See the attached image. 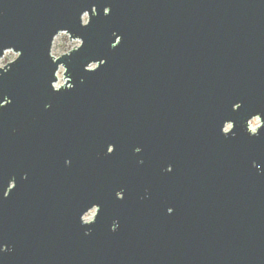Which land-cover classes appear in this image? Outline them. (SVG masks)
Returning <instances> with one entry per match:
<instances>
[{"label": "water", "instance_id": "1", "mask_svg": "<svg viewBox=\"0 0 264 264\" xmlns=\"http://www.w3.org/2000/svg\"><path fill=\"white\" fill-rule=\"evenodd\" d=\"M8 51L0 264H264V0H0Z\"/></svg>", "mask_w": 264, "mask_h": 264}, {"label": "rangeland", "instance_id": "2", "mask_svg": "<svg viewBox=\"0 0 264 264\" xmlns=\"http://www.w3.org/2000/svg\"><path fill=\"white\" fill-rule=\"evenodd\" d=\"M85 19H87V17L85 16ZM81 44V41L78 39H71L70 35L63 32L60 33L54 41V45H53V49H52V54L55 57H60L61 55L68 53L70 51H72L73 49L79 47ZM17 53L13 52V51H8L5 56L0 60V67H4L6 66L8 63L12 62L13 60H15L17 58ZM95 65H92L91 68H94ZM67 79L64 77V68L61 67L59 72H58V81L56 83L57 87H61L64 86L66 84ZM259 126H261V120L259 118H255L251 121L250 124V129L252 131H255L259 128ZM231 125H227V129H230ZM96 215V209H93L91 212H89L84 220L85 221H91L94 219Z\"/></svg>", "mask_w": 264, "mask_h": 264}, {"label": "flooded vegetation", "instance_id": "3", "mask_svg": "<svg viewBox=\"0 0 264 264\" xmlns=\"http://www.w3.org/2000/svg\"><path fill=\"white\" fill-rule=\"evenodd\" d=\"M112 148V147H111ZM113 149V148H112ZM143 162V160H141L140 161V164ZM173 171V166L172 165H169L167 168H166V172L167 173H169V172H172ZM119 197H122V193L121 192H119ZM93 209H96V215H97V213H98V207L97 206H95ZM92 209V210H93ZM92 210H89V212H91ZM170 211H172V209H170ZM88 212V213H89ZM95 215V216H96Z\"/></svg>", "mask_w": 264, "mask_h": 264}, {"label": "snow or ice", "instance_id": "4", "mask_svg": "<svg viewBox=\"0 0 264 264\" xmlns=\"http://www.w3.org/2000/svg\"><path fill=\"white\" fill-rule=\"evenodd\" d=\"M110 12H111V11H110ZM110 12H109V13H110ZM109 13H108V14H109ZM120 44H121V43H120ZM120 44H119V45H120ZM111 47H112L113 49H115V48L117 47V45H116V44H112ZM106 63H107V61L105 62V64H106ZM57 93H59V91H57ZM240 106H241L240 104H237V107H240ZM136 151H137V152H140V149H139V148H136ZM107 153H108V154H109V153L112 154V153H114V150H113L111 147H108V148H107ZM14 188H15V186H14Z\"/></svg>", "mask_w": 264, "mask_h": 264}, {"label": "built area", "instance_id": "5", "mask_svg": "<svg viewBox=\"0 0 264 264\" xmlns=\"http://www.w3.org/2000/svg\"><path fill=\"white\" fill-rule=\"evenodd\" d=\"M64 70H65V69H64ZM58 72H59V71H58ZM57 75H58V73H57ZM55 87H56V88H60V87H57V86H56V83H55ZM250 124H251V123H250ZM87 214H88V213H87ZM87 214H86V215H87ZM86 215H85V216H86ZM85 216H84V218H85ZM94 218H95V217H94ZM93 220H94V219H93ZM93 220H91V221H93ZM84 221H85V220H84ZM91 221H88V222H91ZM85 222H87V221H85Z\"/></svg>", "mask_w": 264, "mask_h": 264}]
</instances>
